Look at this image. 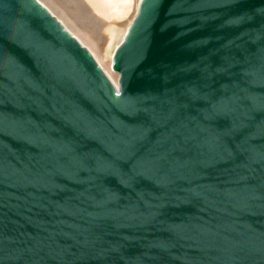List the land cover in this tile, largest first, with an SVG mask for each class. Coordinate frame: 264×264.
<instances>
[{"label": "water", "instance_id": "obj_1", "mask_svg": "<svg viewBox=\"0 0 264 264\" xmlns=\"http://www.w3.org/2000/svg\"><path fill=\"white\" fill-rule=\"evenodd\" d=\"M112 68L0 0V264H264V0H139Z\"/></svg>", "mask_w": 264, "mask_h": 264}, {"label": "rangeland", "instance_id": "obj_2", "mask_svg": "<svg viewBox=\"0 0 264 264\" xmlns=\"http://www.w3.org/2000/svg\"><path fill=\"white\" fill-rule=\"evenodd\" d=\"M42 1L47 4L49 11L91 52L103 71L107 75L109 72L117 82L118 73L112 68V54L135 15L138 0H132L131 4L125 8L126 14L117 16L111 21L94 12L85 0ZM111 27H116L118 32L112 40L109 32Z\"/></svg>", "mask_w": 264, "mask_h": 264}, {"label": "bare ground", "instance_id": "obj_3", "mask_svg": "<svg viewBox=\"0 0 264 264\" xmlns=\"http://www.w3.org/2000/svg\"><path fill=\"white\" fill-rule=\"evenodd\" d=\"M93 1V10H94V12H96L98 15H100L101 17H103L104 19H106V20H108V21H111V20H113V19H115V18H117V16L119 17V16H121L122 14H123V12H125L126 11V7H122V8H120V9H117V8H112V7H110V6H108L107 4H106V1L105 0H92ZM139 2V1H138ZM138 5V4H137ZM129 25V24H128ZM128 27V26H127ZM126 30H127V28H126ZM126 30H125V32H126ZM109 32H110V38H111V40L112 39H114L116 36H117V34H118V32H117V29H116V27H111V28H109ZM125 34V33H124ZM124 36V35H123ZM123 38V37H122ZM122 40V39H121ZM120 40V41H121ZM119 41V42H120ZM118 42V43H119ZM110 45V44H109ZM118 45V44H117ZM117 45H116V47H117ZM115 47V48H116ZM115 50V49H114ZM114 52V51H113ZM113 55V54H112ZM103 69V68H102ZM106 73V72H105ZM107 74V73H106ZM111 77V79H110V77ZM108 77H109V79L114 83V84H116L117 82H116V80H115V78L113 77V76H111V74L108 72Z\"/></svg>", "mask_w": 264, "mask_h": 264}, {"label": "crops", "instance_id": "obj_4", "mask_svg": "<svg viewBox=\"0 0 264 264\" xmlns=\"http://www.w3.org/2000/svg\"><path fill=\"white\" fill-rule=\"evenodd\" d=\"M43 5H45L47 7V4L42 1V0H39ZM86 3L89 5V7L92 8L93 10V1L92 0H85ZM106 1V4L112 8H117V9H120V8H124V7H127L128 5L131 4L132 0H105ZM139 1V0H138ZM48 8V7H47ZM49 9V8H48ZM126 14V11L123 12L122 15Z\"/></svg>", "mask_w": 264, "mask_h": 264}]
</instances>
